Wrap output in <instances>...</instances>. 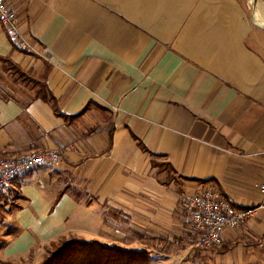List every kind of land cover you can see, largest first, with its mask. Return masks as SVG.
Here are the masks:
<instances>
[{
  "label": "crops",
  "instance_id": "0c3cea01",
  "mask_svg": "<svg viewBox=\"0 0 264 264\" xmlns=\"http://www.w3.org/2000/svg\"><path fill=\"white\" fill-rule=\"evenodd\" d=\"M6 1L30 48L0 24V57L72 118L0 62V158L61 151L0 199V259L39 262L75 237L147 250L148 264H264V208L197 247L181 200L213 182L237 206L260 202L264 25L244 0ZM152 160L179 183H163Z\"/></svg>",
  "mask_w": 264,
  "mask_h": 264
},
{
  "label": "built area",
  "instance_id": "2783aa9c",
  "mask_svg": "<svg viewBox=\"0 0 264 264\" xmlns=\"http://www.w3.org/2000/svg\"><path fill=\"white\" fill-rule=\"evenodd\" d=\"M0 24L9 40L19 49L30 48L28 37L20 30L17 12L6 0H0ZM61 161V151L49 149L28 152L15 159L0 160V195L13 187L16 179L40 164L55 166ZM260 202L255 206L240 207L232 203L213 182L199 185L190 195L181 197L189 209L193 243L197 247L221 244L224 229H235L255 217L264 208V180L259 185Z\"/></svg>",
  "mask_w": 264,
  "mask_h": 264
},
{
  "label": "trees",
  "instance_id": "16d2710c",
  "mask_svg": "<svg viewBox=\"0 0 264 264\" xmlns=\"http://www.w3.org/2000/svg\"><path fill=\"white\" fill-rule=\"evenodd\" d=\"M0 62L2 69L12 75L14 79L30 88H34L36 95L47 101L52 106L56 115L64 117L67 121L72 118L60 112L57 100L44 83L39 82L38 79L22 71L8 57H0ZM137 143L145 149L140 140H137ZM151 163L155 167H158V172L164 171L166 173L162 180L163 183L168 184L171 181L179 183V175H177L174 168L168 162H156L152 160ZM6 194H1L0 199H5L4 195ZM149 262L150 254L147 250L124 249L116 245L104 244L97 240L61 237L50 244V248L46 249L45 257L39 264H148ZM0 264L22 263L0 259Z\"/></svg>",
  "mask_w": 264,
  "mask_h": 264
},
{
  "label": "rangeland",
  "instance_id": "374dc122",
  "mask_svg": "<svg viewBox=\"0 0 264 264\" xmlns=\"http://www.w3.org/2000/svg\"><path fill=\"white\" fill-rule=\"evenodd\" d=\"M244 3L246 5L248 15L254 21H256L257 23H261L262 25H264V0H244ZM259 7H261V9L263 10V12L261 14L256 15V12L258 11ZM4 159H7V158H4ZM9 159H15V158H9ZM3 216H5L4 215V212H2L0 210V225H1V222H3V220H4V217ZM191 241H193L192 238H191ZM47 248H50V245L45 246L44 249L41 251V254L39 253L40 254L39 255L40 256V261L39 262H36V261L33 262V259H31V258L37 259L38 257L36 258V255H34L33 252H32L30 254V256H29V257H31L30 259L28 258V259H26V260H24V261H22L20 263H22V264H36V263L39 264V263H41L42 260H43V258L45 257L46 249ZM38 252L39 251H35L36 254H38Z\"/></svg>",
  "mask_w": 264,
  "mask_h": 264
},
{
  "label": "bare ground",
  "instance_id": "6f19581e",
  "mask_svg": "<svg viewBox=\"0 0 264 264\" xmlns=\"http://www.w3.org/2000/svg\"><path fill=\"white\" fill-rule=\"evenodd\" d=\"M258 12V13H257ZM256 12V15L261 14L263 12V10L261 9V7H259L258 11ZM263 15V14H262Z\"/></svg>",
  "mask_w": 264,
  "mask_h": 264
},
{
  "label": "water",
  "instance_id": "95a60500",
  "mask_svg": "<svg viewBox=\"0 0 264 264\" xmlns=\"http://www.w3.org/2000/svg\"><path fill=\"white\" fill-rule=\"evenodd\" d=\"M257 24H259V23H257Z\"/></svg>",
  "mask_w": 264,
  "mask_h": 264
}]
</instances>
